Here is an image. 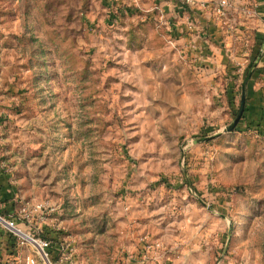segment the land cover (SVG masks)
I'll list each match as a JSON object with an SVG mask.
<instances>
[{
  "label": "rangeland",
  "instance_id": "1",
  "mask_svg": "<svg viewBox=\"0 0 264 264\" xmlns=\"http://www.w3.org/2000/svg\"><path fill=\"white\" fill-rule=\"evenodd\" d=\"M200 1L0 0V214L52 264H117L145 235L146 264H264V135L226 132L256 57L233 103L214 92L196 40L231 12ZM29 256L48 264L1 227L0 264Z\"/></svg>",
  "mask_w": 264,
  "mask_h": 264
},
{
  "label": "crops",
  "instance_id": "2",
  "mask_svg": "<svg viewBox=\"0 0 264 264\" xmlns=\"http://www.w3.org/2000/svg\"><path fill=\"white\" fill-rule=\"evenodd\" d=\"M207 1L200 2L207 3ZM229 1L234 3V9L231 11V22L228 27H235L234 31L225 35L224 31H229L228 28L216 27L211 20L203 23L199 29L200 36L208 32L215 38L211 42L206 41L203 36L197 38V54L192 60L199 66L201 73L208 76L211 89L214 92L224 93L233 103L236 89L232 80L240 73L236 72V69L239 66L244 68V65L253 60L259 52L262 53L256 61V72L251 76L246 87V108L242 120V125L247 127L251 125L255 130L262 131L264 130V44L262 49L260 44L264 36V0ZM200 2L197 6L202 8ZM246 6L253 7L255 12L253 17L244 16L242 9ZM150 240L147 235L142 236L139 246L134 244L135 255H128L123 251L119 254L121 257L117 264H146L144 257L152 249ZM137 254L138 256L135 257ZM73 263L78 264L77 258L73 259Z\"/></svg>",
  "mask_w": 264,
  "mask_h": 264
},
{
  "label": "built area",
  "instance_id": "3",
  "mask_svg": "<svg viewBox=\"0 0 264 264\" xmlns=\"http://www.w3.org/2000/svg\"><path fill=\"white\" fill-rule=\"evenodd\" d=\"M188 2H191V0H188ZM200 6L202 8L209 7L208 3L200 2ZM211 7L214 11V13L218 16V18L224 20L229 12H231L234 9V3H232L229 0H217L215 4H211ZM242 12L244 16L246 17H253L255 12L252 6H246L242 9ZM235 27H229L228 30L230 32L234 31ZM243 67L239 66L238 71L241 72ZM35 210L42 215L41 217V223H44L46 220V212L50 213H56L57 208L53 206L52 204L41 202L34 206ZM22 213L26 214L27 208L23 207L21 210ZM27 218V217H26ZM5 228L7 231H9L14 237H17L18 239H23V241H27L35 247V250L37 251V254H39L44 261H46L48 264H52L50 262V253L52 250H54V246L52 245V242L48 239H36L35 237L28 235L27 233L23 232L19 227L15 220L12 218L2 216L0 214V228ZM22 244H24L22 242ZM71 252H73V248L69 249ZM72 254V253H71ZM72 259L73 254L71 255ZM73 261V260H72ZM25 264H36V259L33 256H29L25 260Z\"/></svg>",
  "mask_w": 264,
  "mask_h": 264
},
{
  "label": "water",
  "instance_id": "4",
  "mask_svg": "<svg viewBox=\"0 0 264 264\" xmlns=\"http://www.w3.org/2000/svg\"><path fill=\"white\" fill-rule=\"evenodd\" d=\"M251 76H252V72H250L248 74V76L246 77V79H245V81L243 83L242 96H241V105H240V108H239V112H238L233 124H231V126H229L227 128L226 132H228V133L234 131L237 128V126L239 125V123L242 120V118H243V115H244V112H245V108H246V87H247V84H248L249 80L251 79ZM209 139L210 138L202 139L199 142H201V141L205 142V141H207Z\"/></svg>",
  "mask_w": 264,
  "mask_h": 264
},
{
  "label": "trees",
  "instance_id": "5",
  "mask_svg": "<svg viewBox=\"0 0 264 264\" xmlns=\"http://www.w3.org/2000/svg\"><path fill=\"white\" fill-rule=\"evenodd\" d=\"M263 44H264V38H262V40H261V44H260L261 49H262ZM259 55H260V52L257 54L255 61H257V59L259 58ZM256 69H257V66H254V62H253V63L249 66V68L247 69V71H246V73H245V76H246L248 73H250V72H252V75H253V74L256 72ZM249 128H253V126L250 125ZM261 132H262L263 135H264V130H262Z\"/></svg>",
  "mask_w": 264,
  "mask_h": 264
}]
</instances>
